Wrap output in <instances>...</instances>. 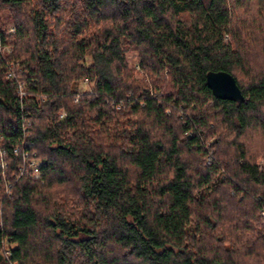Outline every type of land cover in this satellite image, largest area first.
<instances>
[{
	"label": "trees",
	"instance_id": "obj_1",
	"mask_svg": "<svg viewBox=\"0 0 264 264\" xmlns=\"http://www.w3.org/2000/svg\"><path fill=\"white\" fill-rule=\"evenodd\" d=\"M250 1L0 0V264L264 261V70L236 19ZM209 71L245 100L214 97Z\"/></svg>",
	"mask_w": 264,
	"mask_h": 264
},
{
	"label": "rangeland",
	"instance_id": "obj_2",
	"mask_svg": "<svg viewBox=\"0 0 264 264\" xmlns=\"http://www.w3.org/2000/svg\"><path fill=\"white\" fill-rule=\"evenodd\" d=\"M242 8H238V12L236 15V19L241 23L239 25V29L243 32V35H248V40H249V44L252 45L253 47H256L258 49L254 50V53H249L247 56H252L254 55V58L251 60V64L254 68L260 67L261 68V72L263 73L262 69L264 67V41L262 38H264V30L262 28H260L259 26L264 27V3L258 2V1H250V2H244V4L242 5ZM0 16L2 18V23L5 29H7L8 31L12 32L13 28H12V22H11V18H10V14L6 11V10H2L0 11ZM232 40V37L230 34L225 33L224 34V41L226 42H230ZM4 51L6 53L11 52V48L9 47H5ZM139 55L138 53L134 52V51H128L126 52V60L129 64V66L134 67L136 69V75L138 78H144L147 80L145 72L142 71L139 68ZM258 71H260L259 69H256ZM167 83V79L164 81L163 86H165V84ZM77 89L80 92H86V91H90L92 89V84L88 83L86 80H82L78 83L77 85ZM76 101V99H75ZM208 104H211V102H208ZM168 114V112H166ZM189 113V112H188ZM64 117V112L61 111L59 113V118ZM264 139V136H262ZM258 138V137H257ZM261 139V136L259 137ZM213 142V139H209V141L207 143H211ZM28 161L33 162V167L34 169H32L31 172H33L32 175H30V177L34 178V179H39L41 178V173L36 172V167H38L39 163H40V159L38 157L35 158H31L29 157V159L27 158ZM259 165H264V159L262 157H259L257 159V162ZM0 167H5V163L4 161H1V154H0ZM30 172V173H31ZM34 172L36 174V176H34ZM20 175L21 172H20ZM20 175H17V179L19 178ZM260 264H264V261H262Z\"/></svg>",
	"mask_w": 264,
	"mask_h": 264
},
{
	"label": "water",
	"instance_id": "obj_3",
	"mask_svg": "<svg viewBox=\"0 0 264 264\" xmlns=\"http://www.w3.org/2000/svg\"><path fill=\"white\" fill-rule=\"evenodd\" d=\"M206 85L214 97L242 103L245 98L232 75L224 71H209L205 77Z\"/></svg>",
	"mask_w": 264,
	"mask_h": 264
},
{
	"label": "built area",
	"instance_id": "obj_4",
	"mask_svg": "<svg viewBox=\"0 0 264 264\" xmlns=\"http://www.w3.org/2000/svg\"><path fill=\"white\" fill-rule=\"evenodd\" d=\"M10 68H11V65H10ZM15 77L14 75V72L9 70L7 72V76H6V79L9 80V79H13ZM17 93L19 95L20 98L24 97L25 96V86L23 83H19L18 86H17ZM16 151V149H15ZM0 154H1V158L3 157L4 153L2 151H0ZM25 156H27V154H25ZM210 162V157L206 159V163H209ZM33 162H31V167H33ZM19 171L21 172V174L24 172V166H21L19 168ZM34 176H36L35 172H34ZM262 214L264 215V212H262Z\"/></svg>",
	"mask_w": 264,
	"mask_h": 264
}]
</instances>
